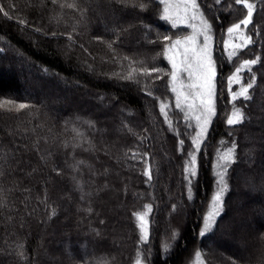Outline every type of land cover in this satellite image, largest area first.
<instances>
[{"label":"trees","instance_id":"16d2710c","mask_svg":"<svg viewBox=\"0 0 264 264\" xmlns=\"http://www.w3.org/2000/svg\"><path fill=\"white\" fill-rule=\"evenodd\" d=\"M60 2L73 0L55 5L52 0H0L8 13L0 12V100L34 106L20 113L0 110V264H134L138 246L145 264H186L198 250L205 264H264V62L254 68L258 83L253 100L247 107L236 101L249 119L231 134L226 124L232 110L228 77L244 59L260 55L264 61V4L256 0L254 14L261 35L250 25L254 43L229 62L224 34L245 10L235 0H221L220 5L198 0L213 25L217 115L196 153L198 175L190 200L183 168L195 123L185 121L176 109L167 77L150 85L159 99L146 96L137 84L109 78L120 67L106 44L96 39L112 40L114 31L128 29L115 47L151 66L162 45L148 43L145 25L152 26V39L156 30L186 35L187 29H172L161 21L158 0L144 12L117 0H75L87 9L83 19ZM155 63L170 71L162 55ZM241 76L247 83L250 74ZM161 100L169 105L171 131L160 115ZM233 141L238 162L226 177V211L215 235L201 238L203 216L218 188L214 165ZM133 151L141 155L125 157ZM165 151L172 162L163 157ZM143 154H148L147 161ZM245 159L249 166H244ZM145 162L153 166L151 185L142 174ZM241 175L246 190L240 191L242 205H236L233 191ZM145 203H152L154 210L149 243L140 245L133 212L142 211ZM233 209L237 212L228 218ZM227 218L232 230L226 226L220 232ZM116 230L119 235L114 237ZM174 230L179 233L175 242ZM215 238L224 240L219 241L220 252L208 244ZM165 243L173 245L170 255L163 253ZM18 244L25 246L26 262L16 254Z\"/></svg>","mask_w":264,"mask_h":264},{"label":"snow or ice","instance_id":"6c2138e0","mask_svg":"<svg viewBox=\"0 0 264 264\" xmlns=\"http://www.w3.org/2000/svg\"><path fill=\"white\" fill-rule=\"evenodd\" d=\"M59 0H52L55 5ZM117 2L125 7L131 5L133 8H139L141 12L147 11L152 0H117ZM217 5L221 4V0H215ZM259 3L264 4V0H259ZM161 6L159 19L166 22L172 29L184 27L191 31L186 35H179L175 32L172 34L161 33L156 30V37L152 39L150 33L153 31L151 25H145L146 33L145 39L149 44H161L162 51L157 52L153 57V63L149 66L146 59H137L135 56L122 54L115 47L119 44L121 36L128 29H121L114 31L115 39L104 41L102 38L97 37L101 43H105L107 49L112 54V59L117 62L120 71H114L110 74L109 78H116L122 81L137 84L146 96L153 99H159L155 96L153 88L150 86L155 85V81L162 80L167 77L168 89L175 95V107L184 114L185 121L190 119L195 120V136L192 137L191 144L192 150L189 151V160L185 162L183 168V179L189 185V199L191 200V185L193 178L197 177V155L201 151V145L206 140L209 131V126L213 122V118L217 115L215 105L216 94V77L217 67L213 58V25L206 18L205 13L201 10V5L198 0H158ZM236 5H242L245 10V15L237 23H233L227 28L228 39L224 41V48L228 55V60L231 62L234 57L254 43L253 36L249 34V26L253 25L258 30L257 36H260L259 26L254 24V14L257 12L256 0H235ZM61 8H69L73 11L79 12L81 18L85 17L87 9L81 8L78 3L73 0L72 3L60 2ZM228 9H232V4H228ZM0 12L6 16L7 12L0 7ZM55 35V33L53 34ZM67 39L69 42L73 41V36L68 34ZM162 55L164 60L168 62L170 71H165L162 67L155 63L156 57ZM262 57L256 55L254 59H244L240 62L235 71L228 77L230 103L232 110L227 116L226 124L231 131L235 130L237 126H242L249 119L244 107H247L249 102L253 100V93L257 86V75L254 72L255 66L261 64ZM242 72L250 74L247 83L243 82L241 76ZM186 74L187 79H184ZM239 85L238 90L232 91V85ZM243 101L244 107H239L236 101ZM34 107L28 103L17 102L12 99L0 100V110L8 113H20L23 110ZM169 105L162 100L159 103L160 115L164 118V122L168 125L169 130L172 129V120L168 111ZM89 126H94L91 121H86ZM125 127H128L125 125ZM131 133L133 130L128 129ZM73 131H76L73 129ZM77 136L81 134L76 133ZM179 138V133H176ZM143 142V137L140 138ZM184 141L179 140V145L183 148ZM140 153L133 151L131 157L126 158L136 159ZM145 161H147L148 154H143ZM238 162L237 144L232 142L231 147L218 154L217 163L214 165L216 169V184L217 190L211 197L206 214L203 216V224L199 231L201 238H211L215 235V229L218 226L220 219L226 211L225 194L230 191L229 183L226 179L229 169L232 165ZM82 163V161H81ZM152 164L145 162L143 169V176L147 178V182L151 185L154 179ZM53 171H57L55 168ZM60 173L57 171V175ZM83 199V196L81 197ZM152 203H145L143 210L133 212L136 221V228L139 232V244L148 245L150 235V214L153 212ZM90 212L91 209H88ZM172 211H176V205H173ZM55 212L53 211V215ZM103 223V221H101ZM172 241H178L179 233L173 231L171 234ZM24 245H17V256L21 261H27L28 257L24 251ZM173 245L165 243L163 245V253L170 255V249ZM151 255L152 249H148ZM197 262L201 260V251L195 253ZM134 264H144L141 258V249L137 248ZM151 264V262H149ZM233 264H236L233 261Z\"/></svg>","mask_w":264,"mask_h":264},{"label":"rangeland","instance_id":"374dc122","mask_svg":"<svg viewBox=\"0 0 264 264\" xmlns=\"http://www.w3.org/2000/svg\"><path fill=\"white\" fill-rule=\"evenodd\" d=\"M182 27V26H181ZM185 29H187V28H185ZM187 31H188V33L191 31L190 29H187ZM226 39H228V35H227V30L225 31V34H224V38H223V46H224V41L226 40ZM225 49V48H224ZM226 52V51H225ZM213 54H214V51H213ZM226 54H227V52H226ZM228 56V55H227ZM214 58V57H213ZM184 79H187V77H186V74H185V76H184ZM236 85V84H235ZM235 85H233V86H235ZM238 88H239V85H236V88L234 89V90H232V91H236V90H238ZM173 96H174V100H175V95L173 94ZM214 100H215V97H214ZM193 123H195V120L194 119H190ZM254 121H257V118L255 117L254 118ZM246 140H248V138H246ZM163 157L167 160V161H171L172 162V158H171V155H170V153H168V152H164L163 153ZM249 162L250 161H248V159L246 160H244V162H243V164H244V166H249L250 164H249ZM216 170V169H215ZM238 173H240L239 171H238ZM242 177H244V175H241L240 176V184H239V187L237 188V189H235L233 192H234V194H233V201L235 202V204L236 205H238V203L239 202H241V205H242V199H241V197H240V191L242 192V191H245L246 190V188H244V178L242 179ZM214 178H216V172H214ZM108 188H110V186H108ZM245 189V190H244ZM237 201V202H236ZM211 202V201H210ZM210 204V203H209ZM180 205V207L179 208H183V206H182V204H179ZM208 207H209V205H208ZM236 207V206H235ZM207 210H208V208H207ZM234 212V211H236V209H233V210H231L230 211V213H229V216H228V218L230 217V214H231V212ZM207 212V211H206ZM237 212V211H236ZM206 214V213H205ZM232 215H233V213H232ZM227 218V219H228ZM232 219H234V217L232 218ZM225 221V220H224ZM202 224H203V222H202ZM222 229L220 230L219 229V231L221 232L223 229L225 230V228L224 227H226V226H229V228L232 230V225L233 224H230V219H228L225 223L223 222L222 223ZM202 227V226H201ZM171 229V228H170ZM119 232L116 230L115 232H113L112 234L114 235V237H117V235H119L118 234ZM224 237V236H223ZM223 237H222V239H223ZM221 239L219 238V239H214V240H212L211 242H208V244L210 245V247H216V249H218L219 250V252L223 249V244L222 243H219V241H220ZM222 241V240H221ZM222 242H224V240L222 241ZM190 254H191V251H189V252H187V257L188 256H190ZM188 259H191L188 263H186V264H205L204 263V261H203V259H202V257H201V260H200V262H197V260H196V258H195V254L193 253L192 254V256H190V257H188ZM145 264V263H144Z\"/></svg>","mask_w":264,"mask_h":264}]
</instances>
